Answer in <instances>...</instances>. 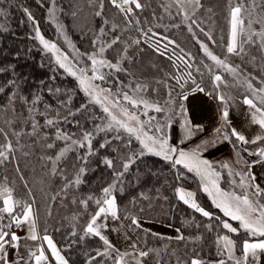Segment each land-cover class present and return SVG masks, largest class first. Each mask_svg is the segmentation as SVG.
Segmentation results:
<instances>
[{
	"label": "trees",
	"instance_id": "obj_1",
	"mask_svg": "<svg viewBox=\"0 0 264 264\" xmlns=\"http://www.w3.org/2000/svg\"><path fill=\"white\" fill-rule=\"evenodd\" d=\"M102 2L103 8L101 0H55L54 16H50L52 0H0L3 12L0 15V88H3L0 151L7 156V159L0 157V190L8 188L13 201L20 202L14 204L17 216L22 214L24 206L31 205L38 232L35 241L21 237L16 259H20V264H33L30 253L38 252L41 239L47 235L68 264H115L120 256L118 250L86 233L87 224L104 200L103 189L113 183L118 220L142 251L149 253L147 257L131 260L130 264H137V260L141 264H190L194 258L207 261L223 258L232 264L223 249L222 254L218 253V237L229 235L236 241L237 257L242 255V241L255 238L246 235L243 229L228 233L222 228L225 216L212 204L195 173L182 165L173 167L171 162L147 152L137 158L133 154L141 146L134 136L101 127L104 113L92 104L77 78L61 68L54 54L44 49L36 38V29L65 54L86 64L91 63L88 55L96 48L97 40L112 42L118 37L117 43L107 47L104 54L113 64L118 63L121 70L100 68L106 77L101 82L113 88L118 96L124 90L129 91L126 83L146 82L149 97L163 103L171 100L172 107L174 101L180 100L178 94L182 91L176 82L178 78L184 83V92H190L193 87L188 73L213 96H217V89L212 78L218 73L235 97L242 100L247 97L258 107H264L247 86L251 83L258 90L264 82V47L257 35L249 41L244 33L243 51L239 55L227 54L229 0H200L201 7L187 20L169 0H139L142 7L134 6L131 13L121 12L110 0ZM240 2L232 0V6ZM242 2L249 6V0ZM96 12L101 15L97 16ZM258 14L264 15V10ZM245 23L244 16L247 26ZM253 26L258 29L260 24L255 21ZM201 44L214 55L227 58L232 68L236 66L239 79L237 73L222 71V67L205 55ZM67 63L73 71L81 69L78 61ZM215 101L223 109L221 102ZM48 120L53 123L49 125ZM101 128L104 131H99ZM61 132L77 138L91 133L90 149H70L56 160L64 145L71 142L63 139ZM8 143L11 151L4 147ZM49 144L53 146L49 148ZM243 148L257 152L264 148V141L239 148L248 161L255 155H248ZM106 160L113 162L112 167L106 165ZM124 163H129L127 171ZM220 170L224 171L221 186L225 189L231 177L227 170ZM178 187L191 189L196 202L212 218L202 216L180 201L175 193ZM97 200L101 203L97 204ZM0 217V229L12 231L14 225L11 229L6 227L12 223L11 217L3 212ZM133 217L173 226L183 239L158 233L154 236V232L143 226L131 225ZM51 262L58 264L54 259Z\"/></svg>",
	"mask_w": 264,
	"mask_h": 264
},
{
	"label": "snow or ice",
	"instance_id": "obj_2",
	"mask_svg": "<svg viewBox=\"0 0 264 264\" xmlns=\"http://www.w3.org/2000/svg\"><path fill=\"white\" fill-rule=\"evenodd\" d=\"M111 2L113 5L119 8L121 12L127 13H131L133 9L131 7L125 8V5H134L136 9H140L142 7L139 0H122L121 3H117V0H111ZM179 2L180 0H178V3ZM52 3L53 10H50V16H54L55 0H52ZM187 3L193 5V12H195L196 8L201 7L200 0H187ZM229 5L230 39L227 43L226 52L227 54L239 55L240 52L243 51L242 45L244 43V41L240 40L239 38L246 31L244 27V17L242 15V12L244 11V5L242 0L235 6H232V0H229ZM100 7L103 8L102 0ZM181 10L183 11V8H181ZM25 11L27 12V9H25ZM0 15H3L2 11H0ZM96 15L99 16L101 13L96 12ZM28 18L29 20L33 19L30 13ZM188 18L189 17L185 15V19L187 20ZM257 22L262 25V29L260 32L254 33L252 31L253 21L251 19L248 20L247 40L249 41L252 39L253 35L260 36L262 41H264V19H261ZM193 23H195V21H193ZM100 31L103 33L104 30L100 29ZM189 31H192L191 26H189ZM201 31H203V29H201ZM36 38L39 39L44 49L52 52L56 56V63L59 64L61 68L68 71L70 75L77 77L81 88L87 95L91 96L96 103H102L100 99L101 94L104 95L105 100H108L109 97L117 95L112 93L111 89L102 88L94 83L96 80L104 81L106 79L105 75L99 72V69L102 67L115 68L117 71L121 70L118 63L113 64L106 59L97 58L98 55L102 56L105 52V48L103 46L99 48L98 53L93 52L91 55H88V59L91 61V76L87 75L88 69L84 68L79 70L80 75L77 76V72L73 71L72 67H70L67 63L69 59L68 56L60 53V49L57 48L55 43H51L44 39L38 28L36 29ZM118 39V37L113 39L108 47H111L112 44L117 43ZM209 39H211L210 35ZM93 43L95 44V41ZM136 43H138V41H136ZM169 43H172V41H169ZM262 47H264V43H262ZM201 48L203 49L205 55L214 61L217 66L227 69L233 75L236 74V69L230 67L226 63L225 59H220L217 55H214L213 52L210 51L204 44H201ZM188 77L191 79V83L193 85L191 88L192 93H205V88L201 86V84L197 83L194 78H192L191 73H188ZM176 82L182 90L178 94L180 96V100H188L189 95L183 91L184 83L180 82V78H178ZM212 82L214 89H219L221 86L222 77L220 75H215L212 78ZM185 83H187V81H185ZM247 86L248 89L252 91L253 96H258V93H264V88H260L259 90L253 89L251 83H247ZM145 88L146 86L137 84L135 90L140 92L145 90ZM0 91H3V88H0ZM57 91H59V89H57ZM119 94L122 96V99L127 101L133 108H139L140 105H143L145 111L142 113V115L144 116H148V109H152L157 113L165 111V109L160 107L158 104L149 103L143 98H134L127 92H122ZM206 94L211 98L219 100L223 105L220 115L221 124L219 127L214 129V135L210 139L202 141L201 144H198L196 148L190 151H186L185 149L179 147V145L169 143V137L166 129L172 127V117H169L163 124L159 122L153 123L156 118L151 116H149L146 121H142L140 119V115H137L136 112L129 111V109L126 107H120V112L124 119H118V117L113 114L112 111H110L109 107L104 106L103 111L110 117L107 128L112 129L113 127H116L117 130L123 129L129 136H134L141 146L140 151L133 154L137 158H139V156H143L145 152H147L149 154L161 157L165 161L171 162L173 167L182 165L185 169H187L188 172H194L200 178L203 191L207 193V195L212 199V204L217 209H220L225 217H229L231 220L239 222L238 227H234L227 220H224L221 222L222 228L226 229L228 233H238L239 229H243L246 235L253 238H258L254 241L244 239L240 246L242 255L237 257L235 255L237 248L236 241L230 238L229 235L219 236L216 241L218 253H221V249H223V252H226L227 254V260L232 261V264H260L261 256L264 255V202H261V198H264V188H261L259 184L255 183L256 176L251 172V168L257 163H264V148L259 149L257 152H248L247 148H243V151L248 152V155H255L258 157L257 160L249 163L240 155V149L237 146L238 144L247 145L249 143L255 144L258 141H264V107H258L252 99L247 97H245L242 101V103L247 105L249 109H254V111H252L250 114L251 123L258 125L259 129L261 130V132L255 135L254 138L249 139L243 133L237 131L236 128L231 126L227 103L228 99H231V97L226 98L224 95L213 96L212 92H208ZM169 96H171V91L169 92ZM258 98L261 105H264V95H259ZM33 103H35V101H33ZM111 103L113 107H117L119 105V100L111 101ZM165 103L171 105L172 101L169 100ZM178 107L179 112L176 114L181 116L179 124L180 129L184 133V137L180 140V144H183L185 140H190L198 132H204V128L199 124L193 125L192 121L188 118V110L183 103H179ZM168 110L171 111V108ZM47 123L51 125L53 121L48 120ZM33 127L35 128V124ZM2 131L3 129H0V132ZM99 131H104V129L101 128ZM90 136L91 133H85L83 136V140L88 141L89 145L91 144L89 139ZM58 138H61L59 134ZM62 138L65 140L70 139V137L67 135H64ZM224 142L230 143L236 150V156L239 157L236 162L243 163L247 167V171H235L228 162H224L220 165V168L228 170L229 177H239L238 183L235 179L230 181L232 185L242 190L239 194L236 191H226L222 189L220 187L222 172L217 170L212 161L203 158V152L208 151L210 148H215L218 144ZM72 143L75 144L77 141H72ZM52 146L53 145L51 144L48 145L49 148ZM81 146L83 147V144H81ZM103 146L104 145H101V147ZM4 147L7 148L8 151L12 150L10 143L6 144ZM69 150L70 146L61 150L59 155L56 157V160H60ZM0 157L7 159L4 151H0ZM131 160L132 157H129V161ZM105 163L108 167H112L113 162L111 160H106ZM123 168L125 171H127L129 168V163H124ZM80 171L82 172L83 169H80ZM76 183H80L79 177H77ZM250 189L252 190L251 192H249ZM103 191L106 197L103 200V204L107 207H99L98 211H96V213L92 216L91 221L87 224L86 233L99 237V239L103 241L104 245L112 248L113 245L104 235L101 234L100 231L101 228L106 227V224H98L97 221L102 214L110 213L114 219H118L119 217L117 214L115 197L107 198L111 196V189L104 188ZM175 193L178 199L185 205H188L190 208L194 209L197 213H200L204 217H208L210 219L212 218V214L209 211H206L196 202L195 193L186 191L182 187L176 188ZM0 196L4 197L3 207L0 208V212L7 213L12 220V223H9L6 225V227L11 229L13 225H15L17 228H19L25 223L30 222V239L33 241L37 240L35 221L32 219L33 211L31 205H26L23 207L22 217L17 216L14 214V204H19L20 202L13 201L11 191L8 188H3L0 190ZM96 203L100 204L101 201L97 200ZM0 219H2V217H0ZM217 219L219 220V217H217ZM131 225H134L136 228L141 227L139 220H137L135 217L131 219ZM177 231L179 230L177 229ZM152 235L155 236L158 234L152 233ZM20 239L21 237L15 232L0 229V264H20V259H9V249L15 252L19 247ZM42 239L47 242L52 256L55 258L58 264H68L49 236L45 235ZM177 239H183V237L178 236ZM132 247L135 248L136 245L133 244ZM148 255V252H139V256L141 257H147ZM30 256L35 257V264H41L42 261H46L48 259L44 254L43 248L39 249L38 255L35 252H31ZM137 264H141V262L137 260ZM190 264H205V262L199 258H194L191 260ZM216 264H227V262L222 258L216 261Z\"/></svg>",
	"mask_w": 264,
	"mask_h": 264
},
{
	"label": "crops",
	"instance_id": "obj_3",
	"mask_svg": "<svg viewBox=\"0 0 264 264\" xmlns=\"http://www.w3.org/2000/svg\"><path fill=\"white\" fill-rule=\"evenodd\" d=\"M222 83L223 82H221L220 88L217 89V96L224 95L226 98L231 97V99H228L227 101L231 126L236 128L237 131L243 133L247 138H254L255 135L261 132L258 125L251 123L250 114L252 111H254V109H249L247 105H244L242 103L243 100L235 97L230 91H227L224 87V83ZM206 93L207 92L192 93L190 91L187 92V94L189 95V99L186 101H182V103L188 110V118L192 121L193 125L199 124L202 125L204 128V132H198L190 140H185L182 144L183 146H187V148H189V151L196 148V146L198 144H201L202 141L210 139L214 135V129L216 127H219L221 124L220 115L222 109H219L215 99L209 97ZM180 120L181 116L178 122L172 123V127L167 129V134H169L170 139L169 142L175 145H179L180 140L184 137V133L180 129ZM241 146H243V144H238L237 147L240 148ZM240 155L244 158V160H246L241 150ZM203 158L212 161L214 163V166L216 165L220 167L222 163L228 162L235 171H247L244 168L245 165L243 163L236 162L239 157L236 156V150L228 142L220 143L217 145V147L210 148L208 151L203 152ZM257 159V156L252 157V159L248 158V162L251 163L252 161ZM251 172L254 173L256 176L255 183L259 184L261 188H264V163H257L252 166ZM232 178L235 179L236 177ZM185 190L189 191L191 189L188 190V188H186ZM19 216L22 217V214ZM32 219L35 221L34 213ZM139 222L141 226L154 233L162 234L169 238H176L180 236V232H177L175 230L177 228L173 226L145 219L139 220ZM29 223H25L22 227L19 228L14 225L12 232H15L20 237L30 238ZM97 223L106 224V227L101 228L100 231L102 235L107 237L113 247L118 250L120 256L118 257L115 264H129L128 260L125 258V255L135 252L139 253L140 251H142L141 245L136 241V239L131 235V233L123 226V224L118 219H114L110 213L102 214L101 217L98 219ZM233 226L235 227V225ZM35 232L38 237L36 224ZM256 239L258 238L249 240L254 241ZM133 244L136 245L135 248L132 247ZM40 248L44 249V254L48 258L46 261H42L41 264H52L51 259L55 260V258L52 256L51 250L48 247L47 242L43 239H41L39 249ZM36 254H39V250ZM9 259H16L15 252L11 249H9ZM203 261L205 262V264H216V261L214 260ZM33 264H35V257L33 258ZM260 264H264V255L261 256Z\"/></svg>",
	"mask_w": 264,
	"mask_h": 264
},
{
	"label": "rangeland",
	"instance_id": "obj_4",
	"mask_svg": "<svg viewBox=\"0 0 264 264\" xmlns=\"http://www.w3.org/2000/svg\"><path fill=\"white\" fill-rule=\"evenodd\" d=\"M111 1V0H110ZM172 4H175L176 6H178V8H180V10H181V8H183V11L181 10V13H182V15H183V17H185V15H187L188 17H190L191 15H193V5H190V4H188L187 3V0H180V2L178 3V0H169ZM122 2V0H117V3H121ZM263 5H264V0H249V6L248 7H245L244 6V11L242 12V15H243V17L245 16V18H246V23H245V25H248V20L249 19H251L252 21H253V23H252V31L253 32H260L261 31V29H262V25L260 24V26L258 27V29H256V28H254V26H253V24H254V22L255 21H259V20H261V19H264V15L263 14H258V13H261L264 9H263ZM235 6V5H234ZM127 7H131V8H133L134 7V5H125V8H127ZM197 9V8H196ZM196 9H195V11H196ZM125 13H127V12H125ZM245 27V29H246V31H245V35H246V37H247V35H248V33H247V26H244ZM229 39H230V25H229V36H228V41H229ZM240 40H242V36L239 38ZM258 39H259V42H260V45H262V43H264V41H262V39H261V37L260 36H258ZM111 43V40H110V42L108 41H106V40H104L103 38H101V39H99V40H97L96 41V48H94L93 50H92V52H90V55L93 53V52H96V53H98L99 52V48L101 47V46H103L105 49L108 47V45ZM228 43V42H227ZM227 47V46H226ZM60 50L63 52L62 54L63 55H66V56H68L67 54H65V52H64V50L63 49H61L60 48ZM107 54H104L103 53V55L102 56H100V55H98V59H100V58H103V59H106V60H108L109 61V59H108V57L106 56ZM68 60L70 61V62H75V61H78V62H80V68L82 69V68H84V69H88V71H87V75L88 76H91V63H89V64H86V63H84V62H81L78 58H76V59H73V58H71L70 57V55L68 56ZM220 59H225V61H226V63L230 66V67H232L233 65L229 62V60L227 59V58H225V57H219ZM54 59L56 60V56L54 55ZM111 63H113L112 61H111ZM236 67V66H235ZM234 67V68H235ZM238 68V67H237ZM236 69V68H235ZM239 69V68H238ZM221 70L222 71H224V72H228V73H230L227 69H225V68H221ZM99 72H100V69H99ZM236 73H237V78L239 79V77H240V74L237 72V69H236ZM230 74H232V73H230ZM80 75V71H78L77 72V76H79ZM215 75H218V73L217 74H215ZM214 75V76H215ZM77 78V77H76ZM77 81H78V84H79V80L77 79ZM94 83L95 84H97V85H99L100 87H102V88H105V89H111L112 90V93H114V94H116L117 92L113 89V88H109V87H107L105 84H103L104 82H101V81H99V80H96V81H94ZM137 84H139V85H144V86H146V88H145V90H143V91H140V92H137L136 90H135V88H136V85ZM137 84H131V83H126V86L127 87H129L130 86V89H129V91H126V90H124L123 92H127L130 96H133L134 98H137V99H139V98H143V99H145V100H147L149 103H154V104H158L160 107H162V108H164L165 109V111H162V112H159V113H157V112H155L154 110H152V109H148L147 111H148V116H144V115H142V113L145 111V109L143 108V105H140L139 106V108H133L127 101H125V100H123L122 99V96H118V95H115V96H112V97H109L108 98V100H105L104 99V95L103 94H101L100 95V99H101V101H102V103H96L93 99H92V97L91 96H89V95H87L86 93H85V91H84V93L88 96V98H89V100H91V102H92V104L95 106V107H97V109H99V110H101L104 114H103V117H102V122L100 123V126L101 127H104V128H106V129H108L107 128V124L109 123V121H110V117L108 116V114L107 113H105L104 111H103V107L104 106H107V107H109V109H110V111H112L113 112V114H115L117 117H118V119H124V117L121 115V112H120V107H126V108H128L129 109V111H134V112H136V114L137 115H140V119L142 120V121H146L147 119H148V117L149 116H151V117H155L156 118V120L155 121H153V123H156V122H159V123H161V124H163L169 117H172V120H173V122L172 123H176V122H178V120L180 119V116L179 115H177L176 113H178L179 112V107H178V105H179V103H182V101L181 100H179L177 103L174 101L173 102V107H172V104L171 105H166L165 103H163V102H161L160 100H156V99H153V98H151V97H149L148 95H147V83L146 82H143V83H137ZM223 84V83H222ZM81 87V86H80ZM225 87V89L227 90V91H230L229 90V88L227 87V86H224ZM260 88H264V82H262V83H260V85H259V87H258V90L260 89ZM259 95H264V93H258V96ZM258 96H254L258 101H260L259 100V98H258ZM174 97H176V95L174 96ZM114 100H119V105L117 106V107H113L112 106V103H111V101H114ZM169 108H171V111H169L168 109ZM175 116H177V119L176 120H174L173 118L175 117ZM112 130L113 131H122L123 129H119V130H117V128L116 127H113L112 128ZM124 131V130H123ZM166 132H167V129H166ZM64 135H67L68 137H70V139H68V141H71V142H69V143H67V144H65L64 145V147L62 148V149H65L66 147H69L70 146V149H77V148H84V149H86V150H89L90 149V147H89V143H88V141H85V140H83V137H81V138H77V137H74V136H72V135H69V134H67V133H63V132H61L60 133V136L61 137H63ZM168 137H169V134H168ZM72 141H77V143H75V144H73L72 143ZM169 141H170V139H169ZM169 143H171V142H169ZM81 144H83V145H85V146H81ZM171 144H173V143H171ZM179 147H181V148H183V149H185L186 151H189L188 149L189 148H187V146H183L182 144H180L179 143ZM215 167L217 168V170H220V167L219 166H216L215 165ZM224 170H226V169H224ZM221 172H224L223 170H220ZM194 173V172H193ZM200 179V178H199ZM233 178L231 177L230 178V181L232 180ZM235 180L237 181V183L239 182V177L237 178H235ZM112 187H113V183L111 184V185H109L108 187H106V188H110L111 189V196L110 197H107V198H111V197H113L112 196ZM220 187L222 188V186H221V181H220ZM182 188H184V189H186L185 187H182ZM202 189H203V186H202ZM223 189V188H222ZM189 190V189H188ZM224 190H226V191H236L238 194L242 191L241 189H239L238 187H236V186H234V185H232L231 183H230V185H229V187H226ZM190 192H192L191 190H189ZM252 191V190H251ZM250 190H249V192H251ZM194 193V192H193ZM207 194V193H206ZM208 196V195H207ZM209 197V196H208ZM106 197H105V194H104V199H105ZM210 198V197H209ZM3 199H4V197L2 196V204H3ZM255 199V198H254ZM210 200L212 201V199L210 198ZM261 202H264V198H261ZM100 207H107L106 205H104L103 204V200H102V203H101V206ZM99 209V208H98ZM98 209L96 210V211H98ZM96 213V212H95ZM94 213V214H95ZM223 213V212H222ZM93 214V215H94ZM92 215V216H93ZM92 218V217H91ZM224 220H227L229 223H231L232 225H235V227H238V224H239V222L238 221H233V220H231L229 217H225V219ZM90 221H91V219H90ZM89 221V222H90ZM176 231H177V229H175ZM178 232V231H177ZM102 234V233H101ZM167 237V236H166ZM107 238V237H106ZM167 238H169V237H167ZM137 257H139V254L138 253H129V254H126L125 255V258L128 260V262H129V264L131 263L130 261L131 260H136L137 259Z\"/></svg>",
	"mask_w": 264,
	"mask_h": 264
}]
</instances>
